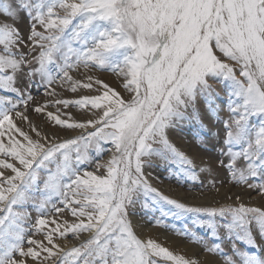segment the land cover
Returning <instances> with one entry per match:
<instances>
[{"label":"snow or ice","instance_id":"snow-or-ice-1","mask_svg":"<svg viewBox=\"0 0 264 264\" xmlns=\"http://www.w3.org/2000/svg\"><path fill=\"white\" fill-rule=\"evenodd\" d=\"M57 82L96 94L64 98ZM36 87L52 99L32 111L79 135L32 123ZM184 127L214 161L172 142ZM152 168L194 185L215 168L264 194V0H0V264H264V209L189 205L153 186ZM137 208L197 251L142 238Z\"/></svg>","mask_w":264,"mask_h":264},{"label":"rangeland","instance_id":"rangeland-1","mask_svg":"<svg viewBox=\"0 0 264 264\" xmlns=\"http://www.w3.org/2000/svg\"><path fill=\"white\" fill-rule=\"evenodd\" d=\"M73 74L77 75V78H79L81 80L85 79V74H84L83 69H81L80 74H76V73H73ZM91 74L98 76L99 78L103 79L106 83L110 84L112 87L117 88V90H120L119 82L116 80V78L111 73L93 72ZM214 86L217 88L218 91H220L221 100L222 101L226 100L227 97L224 95L223 91H221L222 86L221 85H214ZM53 87H55L57 89V91L60 92L61 96H63L64 98H78L79 95L96 94L94 91H90L88 89H79L77 93H72L71 91L67 90L66 87L61 89L59 87V82H57V84L53 85ZM31 92H32V95L34 97V101L30 103L27 115L29 116L30 120L32 121V123L34 125H36L38 128H40L43 132H46L48 134L54 133L60 138H68V137H72V136H76V135L80 134V130L73 132V131H65V130H61L59 128L51 127L43 116L32 111V108L35 107L37 104H44L45 101L51 100L52 97L46 96L43 92V89H41L40 87L32 88ZM125 98H127L126 95H125ZM48 110L54 111V108H52L50 106ZM21 111H23V109H21ZM67 111L71 112L73 117L77 120L82 121V120H86V119L91 117V113L87 112L86 110L78 109L76 107H70L69 109H67ZM221 118L222 119L227 118L226 109L223 112H221ZM17 123L21 127H24L25 130H27L26 124H23L22 122H19V121ZM170 139L180 150L183 149L185 153L187 151L193 150V152H197V153L200 152L199 154L202 157L206 156V157H204V159H202L203 162L210 161V160L214 161L216 158L215 153L211 150V147L209 148V151L205 152L197 145V143L192 138L191 133L188 131L187 127L178 128L177 130L170 133ZM178 139H179V142L183 143L182 145L179 144ZM180 139H181V141H180ZM103 147L106 149L105 152L103 153V155L96 157V160L99 163L106 162L110 158V155H111V152L108 151V149L111 148V145H104ZM89 152H90V154L95 155V149L94 148H90ZM186 154H188V152ZM199 154L194 155L193 153H189L188 155L189 156L193 155V157H197V156L199 157ZM92 167H94V165ZM92 167H90L89 170H92ZM101 171H103V169H101ZM146 173H148V174L151 173V175L154 176V178H156L160 183H169L171 185H174L177 188H182L184 191H197L200 193L215 191V193H220V192H216L215 188H213L212 184H210L209 181H211L213 179L216 181V187H218L219 189L221 187H223V188H226V187L229 188L230 187L229 188L230 191H233V189H238L241 191L239 194H235L234 197L230 194V191H229L225 197L224 196L215 197V204H212L209 206L197 205L198 207H219L221 205L243 202L247 206L259 207L261 209H264L258 203V202H261L264 200V194H259L257 191L247 189L244 186H236L232 183H229L227 174L223 171L216 170L215 168L213 169L212 174L208 173V174H204L201 176V179L204 181V183L202 185L201 184H195L194 185V184L188 183L187 181H185L183 179H181L180 182L177 183L176 179L172 178V176L168 172L164 171L161 168L146 169ZM206 181H208V183H206ZM208 186H210V187H208ZM237 195L240 196V201H235V197ZM229 196H231L232 199H228ZM244 196H246V197H244ZM259 199H261V200H259ZM135 214H137L143 222H145V223L147 222L148 224L152 225L149 222V218L146 217L139 210V208L136 209ZM195 215L196 214H188V216L184 218L183 222L190 224L192 219L195 217ZM34 216H35V214H34ZM64 218L72 219L70 217V214H68V213H64ZM180 223H181V221L175 222L176 226H179ZM153 227H155V226H153ZM199 231L201 232L200 233L201 235H207V233L203 229H200ZM69 239H71V237H69ZM184 241L189 242L187 240H184ZM60 242H63V241H60ZM258 243H260L259 240H258Z\"/></svg>","mask_w":264,"mask_h":264},{"label":"bare ground","instance_id":"bare-ground-1","mask_svg":"<svg viewBox=\"0 0 264 264\" xmlns=\"http://www.w3.org/2000/svg\"><path fill=\"white\" fill-rule=\"evenodd\" d=\"M98 74V73H97ZM181 141V139H180ZM177 142V141H176ZM179 142V139H178ZM179 144H183L179 142ZM185 145V144H184ZM181 148V147H180ZM188 148V147H187ZM181 151L184 152L183 149ZM195 151V150H194ZM189 153H193L194 155H198L199 153L193 152V150L187 151ZM186 152V153H187ZM193 156V155H191ZM206 156H201L199 154V157H196V163L202 164ZM211 161V160H210ZM212 174V172H211ZM148 175V173H146ZM150 182L153 184V186L159 188L165 195H169L172 198L178 199L181 202L187 203L192 206H209L212 204H215V197H221L226 196V194L230 191L228 187L223 188L221 187L219 189L220 193H215V191L206 192V193H200L197 191H184L182 188H177L174 185H171L169 183H160L154 176L149 175ZM210 179V178H209ZM208 179V180H209ZM210 182V181H209ZM208 183V181H206ZM211 184V183H210ZM205 185V184H204ZM210 187V186H208ZM241 191L238 189H233V191H230V194L234 197L235 194H239ZM246 197V196H244ZM261 200V199H259ZM259 205H261L264 208V200L261 202H258ZM133 224L136 226L137 233L142 238H155L158 240V242L162 243L164 246L168 247L170 250H173L174 252L182 253L187 256H191L194 252L197 251V247L190 242L182 241L180 238L176 237L169 231H165L163 228L160 227H153L152 225L148 224L147 222H143L141 218L134 214L131 217ZM201 233V232H200ZM71 240V239H69ZM65 243V241L61 242ZM70 246V245H69Z\"/></svg>","mask_w":264,"mask_h":264}]
</instances>
